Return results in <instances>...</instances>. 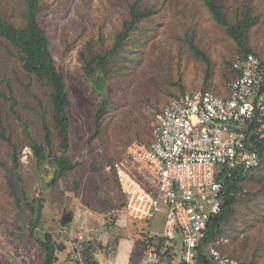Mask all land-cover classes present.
Listing matches in <instances>:
<instances>
[{
  "label": "rangeland",
  "instance_id": "obj_1",
  "mask_svg": "<svg viewBox=\"0 0 264 264\" xmlns=\"http://www.w3.org/2000/svg\"><path fill=\"white\" fill-rule=\"evenodd\" d=\"M136 2L154 15L131 32L123 53L103 76L104 85H98L96 79L85 76L81 53L89 44L99 52L112 48L124 22L130 20V6ZM225 3L232 21L244 17L240 12L243 6L250 11L256 24L250 29L248 46L264 58V0ZM40 8L39 22L49 38L55 64L64 73L72 103L68 110L69 156L76 168L49 187L55 171L51 158L62 155L61 138L49 109L50 88L23 69L17 49L0 36V122L19 153L23 177L20 183L13 167L12 146L0 140V264H43L45 257L29 235V210L23 201L18 206L10 193L11 180L20 198L24 189L31 201L45 200L37 232L53 233L58 244L66 247L55 264H139L138 255L127 260L120 250L110 254L102 242L91 239L106 230L111 236L125 238V229L130 230L124 226V214L116 218V213H125L124 198L110 168L123 158L122 150L128 144L151 143L156 116L177 96L207 90L229 97L237 43L214 20L203 0H40ZM25 9L23 0H0V14L16 27L24 26ZM190 42L209 62L191 49ZM102 102L107 108L101 134L91 140ZM44 119L52 129V145L46 148L47 159L39 164L29 142L31 138L46 145ZM261 189L259 184L252 188L261 193L259 203L249 205L250 195L241 199L215 243L224 255L242 264H264ZM76 206L98 212L101 219L107 211L110 217L105 222L100 219L102 225L99 222L83 241L53 232ZM181 246L179 235L178 253Z\"/></svg>",
  "mask_w": 264,
  "mask_h": 264
},
{
  "label": "built area",
  "instance_id": "obj_2",
  "mask_svg": "<svg viewBox=\"0 0 264 264\" xmlns=\"http://www.w3.org/2000/svg\"><path fill=\"white\" fill-rule=\"evenodd\" d=\"M231 71L229 97L207 90L177 96L156 116L151 143L128 144L110 168L131 220L149 224L163 218L161 234L142 236L141 264H197L208 225L222 209L224 170H251L260 163L264 58L236 55ZM215 243L202 248L210 264H242Z\"/></svg>",
  "mask_w": 264,
  "mask_h": 264
},
{
  "label": "trees",
  "instance_id": "obj_3",
  "mask_svg": "<svg viewBox=\"0 0 264 264\" xmlns=\"http://www.w3.org/2000/svg\"><path fill=\"white\" fill-rule=\"evenodd\" d=\"M23 1L26 7V22L24 26L16 27L0 14V36L10 42L17 49L23 69L27 73L37 76L40 82L45 83L50 88L51 106L49 109L54 121L55 129L58 131L61 138L60 149L62 152L61 156H54L51 158V163L55 166L53 178L49 183V187H51L57 184L67 173L76 168L69 156L71 120L68 115V110L71 108L72 103L67 90L64 73L58 69L55 64L50 51L49 38L38 19L41 12L40 0ZM203 1L208 7L214 20L224 28L237 43V55H247L249 53L257 55V53L248 46L250 29L256 24L254 18L251 17L250 11L243 6L240 8V12L243 13L244 17H240V19L237 17L232 21L229 17L228 10L226 9L225 0ZM138 2L130 6V20L124 22V28L119 33L112 48L104 52H99L95 51L93 46L89 44L86 51L81 53V61L84 63L85 76L89 79H96L95 82L98 85H104L105 78L103 76L110 71V67L116 63L117 59H119L123 53L131 32L137 29V25L143 20L154 15L152 10H143ZM190 43L191 49L208 61L207 57H205L192 42ZM231 73L233 75V80L235 74L232 71ZM106 108V102H102L95 117V132L91 140L97 139L101 134L102 117L106 113ZM43 126L46 145L42 146L31 138L29 142L34 157L39 164H42L47 159L46 148H49L52 145V129L45 119ZM25 130L27 133V127H25ZM0 140H5L12 146L13 167L18 181L23 183L19 153L16 151V146L12 143L10 137L5 134V129L1 122ZM259 151L261 155L260 163L256 168L251 170H224L227 179L222 192V209L221 212L218 215H215L210 221L207 238L205 239L204 244L217 241L219 236L224 232L230 218L236 214V206L242 203L241 199L244 196L250 195L247 201L249 202V205L259 203L261 200V193L258 194L252 190V188H255L256 185L259 184L262 185L261 192L264 191V174H262V171L264 172V145L260 146ZM259 169L262 171L258 172L257 170ZM9 186L11 195L16 197L17 205L20 206V203L23 201L32 216L29 235L39 244L45 253L43 264H55L60 260V253L66 251V247L58 244L54 239L53 233L44 231L41 235L37 232L42 226L41 218L45 209V200L41 197L31 201L24 189L22 190V197L20 198L14 180L10 181ZM246 189H248L249 192H246ZM251 192H254L252 197ZM61 225L67 227L69 223L66 224L62 220ZM204 244L198 249L197 264L211 263L210 259L202 250Z\"/></svg>",
  "mask_w": 264,
  "mask_h": 264
},
{
  "label": "crops",
  "instance_id": "obj_4",
  "mask_svg": "<svg viewBox=\"0 0 264 264\" xmlns=\"http://www.w3.org/2000/svg\"><path fill=\"white\" fill-rule=\"evenodd\" d=\"M118 183V182H117ZM105 209V208H104ZM71 212L66 213L72 216V222L69 223L67 227L61 226L57 228H52L53 232H58L67 235L69 238L81 241L79 237L84 238V236H90V233H93L95 228H98V223L100 222V217L98 212H94V210H90L88 208L82 206H76ZM105 217L101 220H108L110 217L105 211ZM124 214V215H123ZM123 215L126 219L125 227H129L125 230L128 231V234L125 238L116 237V235H112L106 230L105 233L103 231H99L102 233L97 236L91 237V239H98V241L103 243L104 248L107 251L120 250L122 254L125 256V259L129 260L132 256H139V264H141L143 245H142V234L146 231L152 232V234H161L163 227V218H157L155 221L146 224L143 222H136L131 220L124 211L122 213H116V218H120ZM62 222V221H61ZM99 224L102 225L100 222ZM115 230V229H114ZM112 231V230H111ZM117 231H121L118 229ZM113 232V231H112ZM121 233V232H120ZM65 237V236H64ZM86 239H90L87 237ZM83 241V239H82ZM97 241V242H98ZM115 254L116 251L114 252Z\"/></svg>",
  "mask_w": 264,
  "mask_h": 264
},
{
  "label": "water",
  "instance_id": "obj_5",
  "mask_svg": "<svg viewBox=\"0 0 264 264\" xmlns=\"http://www.w3.org/2000/svg\"><path fill=\"white\" fill-rule=\"evenodd\" d=\"M63 222L68 224L72 222V216L70 214H66V216L63 218Z\"/></svg>",
  "mask_w": 264,
  "mask_h": 264
}]
</instances>
